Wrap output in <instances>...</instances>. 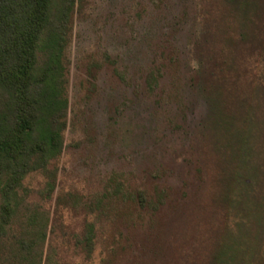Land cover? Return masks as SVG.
<instances>
[{
  "label": "rangeland",
  "instance_id": "obj_1",
  "mask_svg": "<svg viewBox=\"0 0 264 264\" xmlns=\"http://www.w3.org/2000/svg\"><path fill=\"white\" fill-rule=\"evenodd\" d=\"M72 1L54 190L42 201L43 176L22 182L52 217L44 254L55 248L62 264H217L233 242L235 264H264V161L246 196L226 197L238 181L224 162L239 134L256 132L225 127L217 111L227 96L208 74L211 51L221 58L235 42L244 0ZM112 179L149 197L143 219L123 200L100 215L55 211L58 195L94 200ZM87 222L96 237L85 262L77 243Z\"/></svg>",
  "mask_w": 264,
  "mask_h": 264
},
{
  "label": "trees",
  "instance_id": "obj_2",
  "mask_svg": "<svg viewBox=\"0 0 264 264\" xmlns=\"http://www.w3.org/2000/svg\"><path fill=\"white\" fill-rule=\"evenodd\" d=\"M72 6V0H0V264H42L43 260L44 264H62L55 248L44 254L51 214L29 200L22 182L29 174L43 176L37 194L42 201L54 190V162L63 148L65 46ZM238 7L246 17L239 22L235 42L221 58L211 51L208 73L214 82H221L220 94L227 96L217 111L221 119L224 116L225 127L256 132L239 134L240 145L224 162L230 169L236 167L237 191L226 195L231 198L246 196L252 186L249 174L254 169L259 172L264 161V0H244ZM197 48L194 42L200 69L203 62ZM106 185L104 196L94 200L71 193L58 195L55 211L77 208L100 215L109 200H123L144 218L139 208L147 209L149 197L123 189L115 179ZM95 237V223L87 222L77 243L85 262ZM234 253L235 244L224 243L217 264H235Z\"/></svg>",
  "mask_w": 264,
  "mask_h": 264
}]
</instances>
